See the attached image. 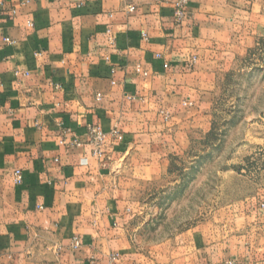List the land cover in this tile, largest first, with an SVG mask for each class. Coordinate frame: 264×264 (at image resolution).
<instances>
[{
  "label": "crops",
  "instance_id": "0c3cea01",
  "mask_svg": "<svg viewBox=\"0 0 264 264\" xmlns=\"http://www.w3.org/2000/svg\"><path fill=\"white\" fill-rule=\"evenodd\" d=\"M175 1L0 0V264H264L251 200L240 227L189 231L177 257L135 247L140 187L169 170L218 72L264 35V0H189L181 25ZM91 126L123 140L95 158Z\"/></svg>",
  "mask_w": 264,
  "mask_h": 264
},
{
  "label": "rangeland",
  "instance_id": "374dc122",
  "mask_svg": "<svg viewBox=\"0 0 264 264\" xmlns=\"http://www.w3.org/2000/svg\"><path fill=\"white\" fill-rule=\"evenodd\" d=\"M199 114L178 139L169 170L143 184L135 202V247L159 260L163 249L177 257L189 231L208 240L233 220L240 227L250 200L252 209L264 203V35L218 72Z\"/></svg>",
  "mask_w": 264,
  "mask_h": 264
},
{
  "label": "built area",
  "instance_id": "2783aa9c",
  "mask_svg": "<svg viewBox=\"0 0 264 264\" xmlns=\"http://www.w3.org/2000/svg\"><path fill=\"white\" fill-rule=\"evenodd\" d=\"M189 0H176L174 3L175 11H174V18L177 25L183 24V22L187 18V6H188ZM127 9L130 13H133L135 11V7L132 4H127ZM30 27H33L32 23L28 24ZM143 38L145 40L148 39L146 34H143ZM6 43L13 44L14 40L10 38L5 39ZM158 58H161V55H157ZM195 62V59H194ZM166 68L168 67L167 64L164 65ZM136 73L143 74L144 76H147V72L143 71L141 66H137L135 68ZM16 75H20V72H16ZM25 76L28 75V73H24ZM185 106H192V103H185ZM160 115L163 117L164 121L168 122L172 118V113L167 110H161ZM88 135H89V141L88 144L91 147V155L95 158L102 159L106 154V149L108 146H113L115 142L122 141L123 136L122 134L117 130L114 129L110 132H104L101 127L98 126H91L88 128ZM73 145L80 146L81 143L76 141ZM83 164H87V160L82 161ZM14 180L16 184H21L23 182V176L21 170H16L14 172ZM261 207L264 208V204H261ZM82 247V244L80 240L77 237H74L70 244L71 250H78ZM120 258V254L115 253L110 256V264H114L118 259Z\"/></svg>",
  "mask_w": 264,
  "mask_h": 264
}]
</instances>
